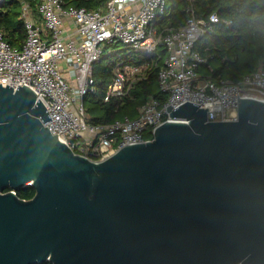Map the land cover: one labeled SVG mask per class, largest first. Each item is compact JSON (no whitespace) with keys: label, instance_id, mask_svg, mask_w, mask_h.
<instances>
[{"label":"water","instance_id":"water-1","mask_svg":"<svg viewBox=\"0 0 264 264\" xmlns=\"http://www.w3.org/2000/svg\"><path fill=\"white\" fill-rule=\"evenodd\" d=\"M238 102L225 121L171 104L188 122L96 162L30 87L0 83V264H264V101Z\"/></svg>","mask_w":264,"mask_h":264},{"label":"built area","instance_id":"built-area-1","mask_svg":"<svg viewBox=\"0 0 264 264\" xmlns=\"http://www.w3.org/2000/svg\"><path fill=\"white\" fill-rule=\"evenodd\" d=\"M187 1V20L180 26L164 19L168 0H107L97 9L40 0L37 16L24 3L23 45L10 44L0 31V83L14 89L30 87L52 118L47 123L50 132L59 133L74 153L96 162L125 146L154 140L159 126L176 120L167 109L171 104L176 108L190 101L208 107L207 121L235 120L238 97L264 101V66L239 82L204 77L200 68L207 56L197 48V41L220 19L217 13L198 16L193 0ZM4 3L0 0V7ZM118 42L142 53L146 61L117 62L104 101L129 96L159 60L163 63L158 82L166 99L149 98L135 117L94 123L84 103V97L95 90L93 65L106 46Z\"/></svg>","mask_w":264,"mask_h":264},{"label":"trees","instance_id":"trees-1","mask_svg":"<svg viewBox=\"0 0 264 264\" xmlns=\"http://www.w3.org/2000/svg\"><path fill=\"white\" fill-rule=\"evenodd\" d=\"M66 6L97 9L107 0H64ZM40 0H5L0 7V31L12 45L21 47L27 37V29L21 18L23 4L31 6L38 15ZM187 0H168V14L164 18L172 26H180L187 20ZM200 17L217 13L220 21L198 41L197 48L207 56L200 68L204 77L214 80L239 82L242 77L264 66V0H193ZM140 64L146 57L122 43L105 47L104 54L93 65L95 90L84 97L88 117L94 123H108L124 116L135 117L140 108L151 97L166 99L160 90L158 70L163 61L149 70L147 79L136 83L129 96L124 99L111 98L104 101L108 84L113 79L117 62ZM35 188L28 186L17 191L19 197L30 199ZM42 264H53L46 261Z\"/></svg>","mask_w":264,"mask_h":264},{"label":"bare ground","instance_id":"bare-ground-1","mask_svg":"<svg viewBox=\"0 0 264 264\" xmlns=\"http://www.w3.org/2000/svg\"><path fill=\"white\" fill-rule=\"evenodd\" d=\"M174 122H186V120H183V119H177V120H174Z\"/></svg>","mask_w":264,"mask_h":264}]
</instances>
